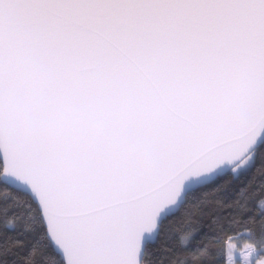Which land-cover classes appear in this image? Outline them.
<instances>
[{"label": "snow or ice", "instance_id": "obj_1", "mask_svg": "<svg viewBox=\"0 0 264 264\" xmlns=\"http://www.w3.org/2000/svg\"><path fill=\"white\" fill-rule=\"evenodd\" d=\"M0 264H264V0H0Z\"/></svg>", "mask_w": 264, "mask_h": 264}]
</instances>
